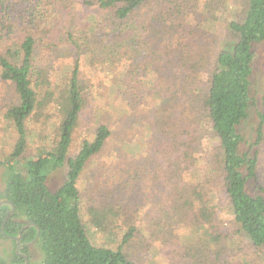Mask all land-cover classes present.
I'll return each mask as SVG.
<instances>
[{
	"label": "trees",
	"instance_id": "1",
	"mask_svg": "<svg viewBox=\"0 0 264 264\" xmlns=\"http://www.w3.org/2000/svg\"><path fill=\"white\" fill-rule=\"evenodd\" d=\"M196 1L197 8L201 0ZM77 3L88 13L87 18H81L85 25L82 30L85 33H81L83 46L64 25V18L68 17L75 0H0V81L14 88V100L7 108L5 123L16 136L11 154L0 161L4 183L0 189V202H3L0 238L12 242L14 247L10 261L0 258V264H23V254L30 261L31 250L39 255V260L32 264H133L123 249L134 240H141L142 234L129 225L116 248L98 247L90 241L82 220L78 182L91 160L105 149L112 131L106 124L96 126L92 138L83 139L77 154L69 158L73 134L89 97L88 90L80 83L78 60H74L70 72L63 76L60 87L51 83L50 68L36 63L50 60L59 50L61 41L66 49L63 56L72 49L77 55L89 56L93 39L90 37L101 35L100 25L106 26L107 32L103 35L114 42V48L130 44L128 39L132 32L128 23L133 19L136 26V16L147 5H151L147 18L149 28L151 21L157 24L158 16L163 21L183 23L191 17L192 13L187 11L192 7L187 6L189 0H78ZM205 6L208 11L209 5ZM93 9L96 13L91 12ZM234 16L226 25L230 41L208 57L203 66L205 71L197 70L203 79L196 74L192 77L196 81L197 76L202 87L193 91L185 89L183 94L179 89L177 97L179 90L173 89L169 97L172 99L169 101L186 97L192 112V115L183 112L184 120L177 124L179 136H183L180 145L177 143L179 154L176 153L168 165L149 163L145 172L152 187H157V173L163 166L170 175L174 174L171 168L183 174L179 177L184 185L177 189L178 201L172 202L169 209L172 217L161 224L153 220L149 223L152 226L149 238L162 237L163 240L159 238L168 255L179 251L181 264H205V259L206 263L210 260L217 263L231 254L225 244L231 241L217 222L220 193L227 201V212L236 235L246 239L247 247L264 264V186L258 178L260 146L264 144V73L262 90L256 98L252 82L256 48L264 47V0H244ZM206 21L208 23L209 19ZM89 23L93 25L87 29ZM262 64L264 71V56ZM183 77H177L175 82ZM59 80L57 78V82ZM55 85L59 88H54ZM53 89L58 90L55 101L60 115L56 144L48 152L24 158L28 145L26 123L37 108L46 105L45 100L51 99ZM41 93L44 99L39 100ZM163 102L168 100H163L162 105ZM250 115L256 119L254 142L247 145L241 127ZM149 128H153V123H149ZM203 128H208L217 141L218 162L216 176L203 173L199 178L193 159L203 143ZM156 160L163 164L164 160ZM63 165L67 168L66 179L56 190H51L44 171ZM140 175L141 171L135 170L133 177L138 179ZM123 187L105 195L107 200L113 197V205L103 201L106 204L90 207L89 223L102 230L117 225L125 208L121 198ZM8 212L11 213L3 225ZM163 224L167 225V230ZM241 258L250 261L247 254Z\"/></svg>",
	"mask_w": 264,
	"mask_h": 264
},
{
	"label": "rangeland",
	"instance_id": "2",
	"mask_svg": "<svg viewBox=\"0 0 264 264\" xmlns=\"http://www.w3.org/2000/svg\"><path fill=\"white\" fill-rule=\"evenodd\" d=\"M77 2L78 0H75L73 7H70L68 17L64 18V25L74 40L83 46L84 38L81 33H85L82 31L85 25L81 18H87L88 13ZM200 2L201 4L196 8L197 1L189 0L187 6L192 7V10L187 12L192 14L183 23L179 21L174 23L169 19L163 21L158 16L155 19L157 24L151 21V28L147 24L151 5H147L136 16V26H133V19L128 23L132 32L128 39L130 44L114 48V42L103 35V32H107L104 29L106 26L100 25L101 35L90 37L93 39L89 45V56L83 53L77 55L74 49L63 56L62 53L66 49L65 43L61 41L59 50L50 60L36 63L48 66L51 83L60 87L61 79L70 72L74 60H78L80 83L88 90L89 97L86 110L73 134L68 157L72 158L77 154L83 139L92 138L96 126L106 124L112 131L105 149L91 160L78 182L82 220L90 241L98 247H118L123 234L128 229L127 226H134L137 232L142 234L141 240L136 239L123 249L133 264L182 263L178 259L179 251L168 255L167 248L162 247L160 240L162 237L149 238L152 233V226L149 223L153 220L161 224L172 217L173 213L169 209L172 202L178 201L177 189L184 185L179 177H183V174L178 169L171 168L174 174L170 175L171 172L163 166L157 173V187H152L145 172L149 163L168 165L167 162H170L176 153L179 154V145L183 141V136H179L177 124L184 120L183 112H188V115H192V112L186 97L182 96L174 101H169L172 100L169 97L173 94V89H181L183 94L185 89L190 88L193 91L202 87L199 78L203 79L204 76L199 77L197 70L205 71L203 66L208 57L213 56L218 47L230 41L226 32L227 22L236 17L234 15L241 10L244 0H201ZM205 4L209 5L208 11ZM94 11L95 9L91 10ZM207 19H209L208 23ZM90 25L93 24L89 23L87 29ZM143 27L146 28L144 32ZM206 50L208 53L205 54ZM263 56L264 47L258 46L252 76L255 98L263 86ZM43 58L45 57L42 56V60ZM195 74L199 77L196 76V81L192 80ZM181 76L185 78L175 82V79ZM57 78L60 79L58 82ZM58 85L54 88H59ZM53 91L55 92L51 99L45 100L46 105L37 108L26 123L28 145L24 158L36 156L41 151L48 152L56 144L60 115L58 103L55 101L58 90L53 89ZM176 92L177 97L180 90ZM134 93L136 96L132 95ZM43 95L44 93L38 95V99H44ZM13 100L12 85L0 81V161L11 154L16 141L11 126L5 123L7 108ZM163 100L168 102H163L165 104L162 105ZM255 121L254 115H250L242 124L241 132L247 145L254 142ZM149 123H153V128H149ZM202 134V146L193 159L197 166L196 172L199 178L203 173L216 176L217 141L208 128H203ZM260 148L258 178L261 186H264V144ZM156 159L164 160L163 164ZM135 170L141 171L138 179L133 177ZM66 172V165L53 171L45 170L47 186L51 190H56L66 179ZM2 173L3 168L0 167V189L4 185ZM122 185L124 187L121 198L125 201L126 209L122 211L117 225L102 230L89 223L90 207L106 204L107 201L113 205L115 203L113 197L107 200L104 199L105 195L109 191L120 189ZM164 190L167 196L163 197ZM219 196L217 222L220 223L222 233L231 241L225 243L231 254L217 263L212 260L206 263L205 259V264H236L237 261L240 264H263L247 247L246 239L236 235L235 225L227 212V201L221 193ZM163 225L167 230V225ZM178 233H181V229H178ZM13 252L12 242L0 238V258L9 262ZM245 254L250 261L241 258ZM29 255L31 257L28 264L39 260L36 251L31 250Z\"/></svg>",
	"mask_w": 264,
	"mask_h": 264
},
{
	"label": "water",
	"instance_id": "3",
	"mask_svg": "<svg viewBox=\"0 0 264 264\" xmlns=\"http://www.w3.org/2000/svg\"><path fill=\"white\" fill-rule=\"evenodd\" d=\"M3 202H0V205L2 204ZM13 211V209L11 210V212ZM11 212H8L7 214H6V216H5V219H4V222H3V225L5 224V222L7 221V219H8V216H9V214L11 213ZM3 225H2V227H3ZM1 231H3V228L1 229ZM18 240H19V238H16V241L18 242ZM18 250V249H17ZM27 262H28V259L25 257V264H27Z\"/></svg>",
	"mask_w": 264,
	"mask_h": 264
},
{
	"label": "flooded vegetation",
	"instance_id": "4",
	"mask_svg": "<svg viewBox=\"0 0 264 264\" xmlns=\"http://www.w3.org/2000/svg\"><path fill=\"white\" fill-rule=\"evenodd\" d=\"M25 257L28 259V262H29V258H28L27 255H25V254L21 255L22 260H25ZM28 262H27V263H28ZM23 264H25V262H24Z\"/></svg>",
	"mask_w": 264,
	"mask_h": 264
}]
</instances>
